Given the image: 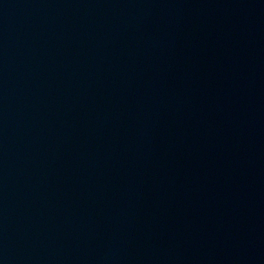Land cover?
Listing matches in <instances>:
<instances>
[{
  "label": "water",
  "instance_id": "95a60500",
  "mask_svg": "<svg viewBox=\"0 0 264 264\" xmlns=\"http://www.w3.org/2000/svg\"><path fill=\"white\" fill-rule=\"evenodd\" d=\"M0 264H264V0H0Z\"/></svg>",
  "mask_w": 264,
  "mask_h": 264
}]
</instances>
